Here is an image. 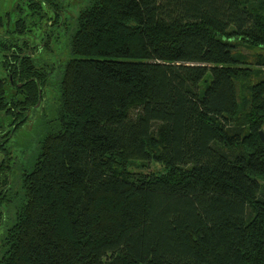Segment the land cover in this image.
<instances>
[{
  "label": "trees",
  "instance_id": "trees-1",
  "mask_svg": "<svg viewBox=\"0 0 264 264\" xmlns=\"http://www.w3.org/2000/svg\"><path fill=\"white\" fill-rule=\"evenodd\" d=\"M239 44L264 50V0H89L0 264H264V57ZM0 51L15 131L48 72Z\"/></svg>",
  "mask_w": 264,
  "mask_h": 264
},
{
  "label": "rangeland",
  "instance_id": "rangeland-1",
  "mask_svg": "<svg viewBox=\"0 0 264 264\" xmlns=\"http://www.w3.org/2000/svg\"><path fill=\"white\" fill-rule=\"evenodd\" d=\"M56 1L57 10L45 0H0V39L27 46L37 66L48 72L42 100L37 107L28 110L26 121L17 130H13L11 116H0V144L3 145L0 147V191L6 195V200H0V256L5 232L15 220L21 176L31 169L38 155L39 142L50 122L57 117L60 77L65 64L72 58L69 39L76 28L78 13L89 3V0ZM18 22L22 24L17 27ZM236 50L247 57V66L260 68L254 64V54L264 57V50L249 49L241 44ZM7 54L10 51H0V79L6 75L1 62ZM138 164L133 169L144 173L157 172L161 168L153 161Z\"/></svg>",
  "mask_w": 264,
  "mask_h": 264
},
{
  "label": "water",
  "instance_id": "water-1",
  "mask_svg": "<svg viewBox=\"0 0 264 264\" xmlns=\"http://www.w3.org/2000/svg\"><path fill=\"white\" fill-rule=\"evenodd\" d=\"M22 86V84L20 83V84H18V87H21ZM39 105V101H38V103L36 104V107ZM259 135H260V137H261V140L264 142V134H263V132H259Z\"/></svg>",
  "mask_w": 264,
  "mask_h": 264
}]
</instances>
